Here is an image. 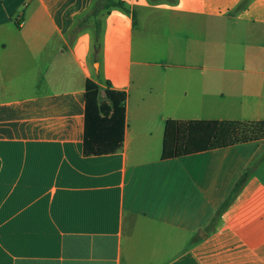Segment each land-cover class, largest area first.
<instances>
[{
  "label": "crops",
  "instance_id": "crops-1",
  "mask_svg": "<svg viewBox=\"0 0 264 264\" xmlns=\"http://www.w3.org/2000/svg\"><path fill=\"white\" fill-rule=\"evenodd\" d=\"M94 1L0 0V264H264V161L225 204L264 141L161 159L168 119L264 121V0H122L99 48ZM88 79L126 92L113 154Z\"/></svg>",
  "mask_w": 264,
  "mask_h": 264
},
{
  "label": "trees",
  "instance_id": "trees-1",
  "mask_svg": "<svg viewBox=\"0 0 264 264\" xmlns=\"http://www.w3.org/2000/svg\"><path fill=\"white\" fill-rule=\"evenodd\" d=\"M126 11L122 0H95L77 20L75 31L89 28L94 47H100L101 17L111 9ZM85 109L83 154L106 155L117 152L123 143L125 128L126 92L111 88L106 82L104 99L99 98V86L92 80L85 82ZM264 141V121L192 120L168 119L164 127L162 160H169L223 149L235 145ZM264 161L262 156L234 185L225 204L230 202L247 181L253 170Z\"/></svg>",
  "mask_w": 264,
  "mask_h": 264
},
{
  "label": "rangeland",
  "instance_id": "rangeland-1",
  "mask_svg": "<svg viewBox=\"0 0 264 264\" xmlns=\"http://www.w3.org/2000/svg\"><path fill=\"white\" fill-rule=\"evenodd\" d=\"M134 43H136V41H134ZM94 51V50H93ZM93 53V52H92ZM95 67H97V65H95Z\"/></svg>",
  "mask_w": 264,
  "mask_h": 264
}]
</instances>
